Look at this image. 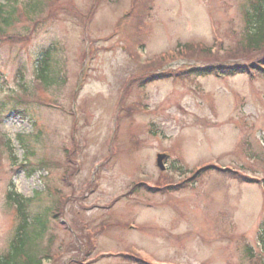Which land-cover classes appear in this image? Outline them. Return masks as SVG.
I'll return each instance as SVG.
<instances>
[{
  "label": "rangeland",
  "instance_id": "obj_1",
  "mask_svg": "<svg viewBox=\"0 0 264 264\" xmlns=\"http://www.w3.org/2000/svg\"><path fill=\"white\" fill-rule=\"evenodd\" d=\"M35 2L37 14L26 10L6 29L31 38L0 46V96L23 89L31 96L21 103L27 115L0 122V137L16 157L0 153V255L16 222L17 209L6 196L11 188L28 199V218L49 206L42 245L51 242L52 256L43 264H136L123 257L129 254L147 264H250L244 250L260 251L264 181L248 183L211 169L183 188H152L179 184L211 158L263 180L264 148L256 138L264 142V75L135 82L118 106L127 79L144 65H164L171 54L161 55L170 50L178 54L170 63L176 68L249 64L261 56L256 48L229 55L247 32L250 0ZM144 7L149 15L141 17ZM193 44L210 52L200 55ZM47 49L58 60L51 65L59 69L56 83L32 89L36 61ZM52 100L61 109L46 104ZM123 108L135 112L124 116ZM18 134L27 138L33 166L41 168L33 174L17 166L25 160ZM163 152L168 161L160 171L155 155ZM143 180V187H134Z\"/></svg>",
  "mask_w": 264,
  "mask_h": 264
},
{
  "label": "trees",
  "instance_id": "obj_2",
  "mask_svg": "<svg viewBox=\"0 0 264 264\" xmlns=\"http://www.w3.org/2000/svg\"><path fill=\"white\" fill-rule=\"evenodd\" d=\"M17 4V0H5L4 3H0V46L5 41H16L26 38L25 36L8 34L6 32V29L13 22L12 20L15 14V10L17 9ZM39 6V2L38 4L37 2H32L31 4L29 3L28 9H30L31 12H36L40 10ZM247 15V32L244 38L237 42V45L234 47V49L229 50V55L231 56H244L242 52L246 53L251 50V48L263 50L264 52V0H257L256 2L252 3L251 12H248ZM187 49L189 55L194 54L192 52L194 51V49L189 47ZM197 49H199L200 51L197 50L194 52H201L200 55H207L210 52L208 49L205 48ZM43 57L44 58L42 60V66L39 68L36 78L41 80V84L43 87H50L56 82V78L54 77V75L58 73L59 70L56 68L58 60L57 58H49V61H47L48 51L43 55ZM51 65L56 66L53 71ZM258 72L264 73V53L248 65L239 64L237 62H234L232 64L218 63L211 67H192L182 75H192L194 77L204 73L219 76L234 75L237 73H245L247 75H250ZM168 75L169 74L167 73V71L158 74L149 72L147 73V77L142 78H152L154 76L161 78L166 77ZM22 88H24L23 85ZM26 92L28 91L23 89L22 95L24 94L25 97H31L29 96V93ZM22 95L7 96L8 101L6 102L0 99V113L9 115L10 112H20L15 106V104H17V100L24 99V96ZM24 113L27 115V112H25V110ZM18 136V142L23 147L25 154L31 156L33 154V151L30 150V146L27 144V138L24 139L22 135ZM67 156L69 157V152H67ZM26 159H28L27 156ZM38 165H43V163H38ZM20 166L23 169H27L29 175L33 174L37 169L35 166H26V164H20ZM9 194H11V192ZM30 200L31 198L29 199V201ZM11 201L17 202L21 212L19 214L18 222H16L14 226L13 235L8 242V249L4 253V255L0 256V264H43L44 260H49V258L52 256V254L50 253L51 242L44 246L42 245V242L44 241L46 235V222L47 216L49 215V206L46 209L41 210L40 212L29 214L30 218H28V210L26 206V201H28V199L22 198L21 196L9 195V205ZM51 203H53V201H51ZM262 226L263 225L261 224L260 227L262 228ZM259 236L264 247V235H262L261 233ZM245 251V256L247 257V260L248 262H250V264H264V253H261L259 256H257L250 247H246ZM126 258L133 259L131 257ZM138 261L141 262V260Z\"/></svg>",
  "mask_w": 264,
  "mask_h": 264
},
{
  "label": "water",
  "instance_id": "obj_3",
  "mask_svg": "<svg viewBox=\"0 0 264 264\" xmlns=\"http://www.w3.org/2000/svg\"><path fill=\"white\" fill-rule=\"evenodd\" d=\"M160 159V158H159ZM158 164H159V162H158Z\"/></svg>",
  "mask_w": 264,
  "mask_h": 264
}]
</instances>
